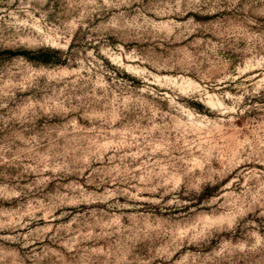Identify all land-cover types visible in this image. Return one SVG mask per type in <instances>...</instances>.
<instances>
[{"label":"rangeland","instance_id":"374dc122","mask_svg":"<svg viewBox=\"0 0 264 264\" xmlns=\"http://www.w3.org/2000/svg\"><path fill=\"white\" fill-rule=\"evenodd\" d=\"M0 264H264V0H0Z\"/></svg>","mask_w":264,"mask_h":264}]
</instances>
